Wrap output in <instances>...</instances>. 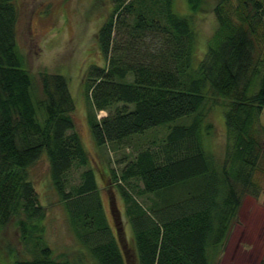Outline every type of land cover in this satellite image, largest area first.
Listing matches in <instances>:
<instances>
[{
	"label": "trees",
	"instance_id": "obj_1",
	"mask_svg": "<svg viewBox=\"0 0 264 264\" xmlns=\"http://www.w3.org/2000/svg\"><path fill=\"white\" fill-rule=\"evenodd\" d=\"M204 1L187 0L191 14L183 15L176 0H112L96 36L105 65L90 66L85 75L96 147H130L152 130L167 129L160 145L152 141L126 162L120 178L112 171L135 232L137 264H215L241 200L258 196L264 0H220L215 37L197 60L193 15ZM19 19L18 1L0 0V230L14 226L31 255L13 264H69L35 235L44 231L47 211L30 169L42 160L87 254L78 264H128L76 129L68 79L43 72L36 81L19 51ZM215 109L228 133L222 160L206 149L213 134L207 119ZM101 112L107 115L99 119ZM73 168L84 169L82 182L68 190ZM182 187L184 197L154 202L152 212L131 192L165 196Z\"/></svg>",
	"mask_w": 264,
	"mask_h": 264
},
{
	"label": "rangeland",
	"instance_id": "obj_2",
	"mask_svg": "<svg viewBox=\"0 0 264 264\" xmlns=\"http://www.w3.org/2000/svg\"><path fill=\"white\" fill-rule=\"evenodd\" d=\"M20 19L18 24V47L24 56L27 67L39 82L40 74H61L68 79L76 109L74 119L76 129L90 157V167L94 170L103 207L113 235L119 241L128 264H137L136 247L132 225L126 213L117 182L128 160L148 147L152 141L161 144L167 133L166 128H158L134 139L132 145L117 148H98L93 142L90 129L92 106L85 93L84 81L87 70L93 65H105L98 43L97 33L112 11V0H17ZM220 0H205L198 13L193 15L198 34L197 60L204 58L208 44L215 37L218 20L215 8ZM233 1V0H232ZM176 10L190 15L187 0H176ZM107 114L101 112L98 118ZM182 123H189V120ZM207 123L213 128L212 136L206 140V149L221 160L225 158L228 146V133L221 111L216 109L209 115ZM259 137L264 144V111L259 118ZM264 147V145H263ZM128 158L124 161V156ZM83 168H73L70 172L68 190L82 182ZM30 176L46 208L44 231L35 233L53 250L59 261L78 264L86 259V252L78 244L73 234L64 204L56 194L46 160L30 169ZM254 182L258 196L246 195L236 219L228 234L225 246L215 264H264V159L258 162ZM141 186V185H140ZM139 188H142V186ZM182 187L175 192L159 196H143L132 193L144 211H151L154 202L163 205L168 198L184 197ZM162 207V206H161ZM152 212V211H151ZM31 258L22 244L14 226L0 230V264H13L15 260ZM86 264H91L90 262Z\"/></svg>",
	"mask_w": 264,
	"mask_h": 264
}]
</instances>
